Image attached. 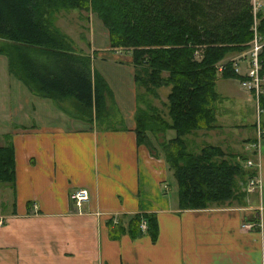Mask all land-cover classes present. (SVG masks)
Wrapping results in <instances>:
<instances>
[{"label":"crops","instance_id":"crops-1","mask_svg":"<svg viewBox=\"0 0 264 264\" xmlns=\"http://www.w3.org/2000/svg\"><path fill=\"white\" fill-rule=\"evenodd\" d=\"M107 58L130 74L116 75L115 84L108 63L105 70L96 67L113 90L109 104L121 115H111L110 126L77 118L32 91L0 54V145L12 142L16 159L15 181L0 182V264H264V108L253 92L239 78L219 77L218 126L187 138L200 148L219 145L232 159H254L262 190L244 187L240 200L181 208L159 144L175 130L153 136L154 146L138 142L133 65ZM239 64L245 73L248 62ZM128 83L133 97L126 98ZM30 104L32 115L41 110V124L21 119ZM79 189L89 192L81 206L72 196ZM137 212L155 214V233L148 225L136 234L116 230ZM256 220V227L244 225Z\"/></svg>","mask_w":264,"mask_h":264},{"label":"trees","instance_id":"trees-1","mask_svg":"<svg viewBox=\"0 0 264 264\" xmlns=\"http://www.w3.org/2000/svg\"><path fill=\"white\" fill-rule=\"evenodd\" d=\"M71 9L95 13L102 20L110 46L129 52L139 88L159 97V88L169 87L164 108L149 101L144 107L137 105L134 129L138 142L149 147L154 146L149 132L156 137L175 130V136L164 137L159 144L177 180L180 207L205 208L240 200L245 191L239 178L259 177L255 160L244 155L232 159L211 143L197 151L187 135L218 126L219 77H236L241 84L248 78L234 68L243 55L227 56L251 47L253 1L0 0V54L7 56L10 72L56 106L93 123L102 117L111 120L113 90L93 65L92 55L76 49L73 38L56 23V13ZM257 16L258 34L264 41V4ZM259 62L264 76V45ZM245 88L256 96L255 89ZM256 98L264 108V91ZM15 178V148L9 142L0 145V182L13 183ZM142 221L155 233L157 219L148 212L134 213L127 225L119 223L116 230L136 234L144 230Z\"/></svg>","mask_w":264,"mask_h":264},{"label":"rangeland","instance_id":"rangeland-1","mask_svg":"<svg viewBox=\"0 0 264 264\" xmlns=\"http://www.w3.org/2000/svg\"><path fill=\"white\" fill-rule=\"evenodd\" d=\"M262 2L264 4V0H262ZM55 15L58 16L56 23L73 38L76 49H78L80 51L81 50L85 51V52L90 53L92 55L93 65L95 67H98L100 69H104V65L107 64L108 61H112L111 59L107 58L108 59L107 62H104V61H106L104 59L107 56L113 57V58H118V59L125 61V62H130L129 61L130 60V54L127 50H125V49H114L110 46L108 30L105 27V25L103 24L102 20L95 13L71 9V10H60ZM100 46L101 47L107 46V47L96 50V48H98ZM247 51L249 52L250 49H247L244 52H247ZM244 52L233 53L232 55L230 54L227 57L235 58V59L240 58L242 53H244ZM108 64H109V66L107 67L108 69L107 70L104 69V70L111 76V79L113 80V82L115 84H117V82L115 80L116 75L117 76H120V75H122V76L128 75L129 76L130 75L129 72L126 71L127 70L126 67H124V66L119 67L113 63H111V64L108 63ZM124 68H126V70H123ZM130 79H131V76H130ZM130 84L128 83L126 85V88L124 87L123 90L117 86L118 92H120V90L124 91V94L126 95V96L125 95L124 96L126 98H129L131 95L133 97V91L128 88V87H130ZM141 87L140 88L138 87L137 90L135 91V93H137L135 95H136L138 103H140L144 107L148 104L147 102L149 101V102H152L153 104L159 106L160 109L164 108L163 102L165 101L164 98L167 96L166 93H168L167 91L169 90V87L159 88V91H160V96L158 97L159 100H156L155 96L147 93L144 90L143 86H141ZM219 88L222 90L221 85H219ZM263 91H264V88H263ZM35 100L37 101V103L41 102L40 97H37ZM65 105H66V107H68L67 104H65ZM28 109H29L28 112L30 114L25 115L24 117H21V119L24 120V122H27L29 124H34V123L41 124V110H39L38 113H34L32 115L33 109L31 107V104L28 107ZM68 109L72 110V108H68ZM72 112H74V110ZM113 114H114V117L121 116L118 112H116L115 106H112V109H111V115H113ZM134 117H135V114H134ZM96 122L98 124H99V122L101 124H108L109 123V122L108 123L106 122L104 117H102L101 119L97 118ZM118 122H119V120H118ZM149 135L152 136V138L154 136V134L151 132H149ZM193 138H195V137H193ZM191 145L192 144L190 143V146ZM194 147H195L194 149L197 151H198V149H200V147H198V145H194ZM260 180H261V186H260L259 190L256 189V190H253L252 192L262 190L263 182H262L261 177H260ZM171 181H174L173 189L175 190V187L176 188L178 187L177 181L175 180V178L174 179L172 178ZM247 181H246V178H239V185H240L241 191H245L243 188L247 187V185H245V183H248ZM234 200H236V199H234Z\"/></svg>","mask_w":264,"mask_h":264},{"label":"built area","instance_id":"built-area-1","mask_svg":"<svg viewBox=\"0 0 264 264\" xmlns=\"http://www.w3.org/2000/svg\"><path fill=\"white\" fill-rule=\"evenodd\" d=\"M253 1V12H254V31H255V37L253 38L252 42H251V47L249 48L250 51L248 52H244L242 53L243 58L242 60L248 61V68L246 70V74L248 76L247 79L242 81V84L249 88V89H255V94L258 97L260 93L263 92V82H264V76H262L260 74V62H259V52L261 50V48L264 45V41L261 39V36L258 34V16H257V12L260 9V7L263 5L262 0H252ZM235 70L237 72L242 73L241 68H240V64L239 62H235ZM218 68L220 71H222V69L224 68L223 64L220 63L218 64ZM258 99V98H257ZM262 131L259 130V135H261ZM253 161L249 160L248 164H252ZM261 186V180H260V176L259 177H249L248 178V183H247V187L246 189L248 191H253L260 188ZM73 199L75 200V203L78 206H81L83 203V200L88 199L89 198V192L87 189H79L77 190L75 193H73ZM260 223L259 221H251V222H246L244 225L247 227H256L258 226ZM141 226L143 229H145L147 227V224L145 221H142Z\"/></svg>","mask_w":264,"mask_h":264},{"label":"bare ground","instance_id":"bare-ground-1","mask_svg":"<svg viewBox=\"0 0 264 264\" xmlns=\"http://www.w3.org/2000/svg\"><path fill=\"white\" fill-rule=\"evenodd\" d=\"M255 32V31H254Z\"/></svg>","mask_w":264,"mask_h":264}]
</instances>
